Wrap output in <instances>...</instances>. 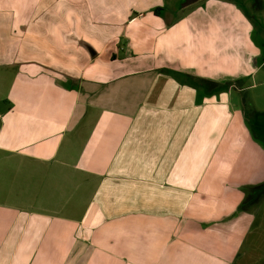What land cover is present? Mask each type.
<instances>
[{"label":"crops","instance_id":"0c3cea01","mask_svg":"<svg viewBox=\"0 0 264 264\" xmlns=\"http://www.w3.org/2000/svg\"><path fill=\"white\" fill-rule=\"evenodd\" d=\"M178 2L0 0V264H264V25Z\"/></svg>","mask_w":264,"mask_h":264},{"label":"rangeland","instance_id":"374dc122","mask_svg":"<svg viewBox=\"0 0 264 264\" xmlns=\"http://www.w3.org/2000/svg\"><path fill=\"white\" fill-rule=\"evenodd\" d=\"M183 1L184 0H179V2L176 4L178 10H183L184 8L187 7V6H183L182 4ZM238 1L242 4V6L248 12V14L251 17H253L254 22L256 21V26H258L257 31L258 33H260L261 29L259 28V25H264V9L259 12L253 8V5L255 4L256 0H238ZM199 2H201V0L192 4H198ZM250 80H252V83H254V85L252 87V90L244 94V98L246 102L244 103V106L246 105L245 110H248L252 115L254 113V110H257L258 108H259L258 110H264V71H261L259 74H257L256 77H252V79ZM251 99H253V101ZM249 143L252 144L253 140L250 138L249 135L244 133L243 128L240 126L239 118L236 117L234 121L231 123L225 138L222 140L221 144L217 148L218 152L215 155L216 160L220 157V155H223V152L226 151L236 152L242 150L246 152L249 149L250 146ZM260 147L262 150V154H264V142H262V145ZM255 149H256V145H255ZM222 160L223 158L221 159V162ZM262 164H263L262 166L263 168L264 161L262 162ZM247 243L248 242L244 244Z\"/></svg>","mask_w":264,"mask_h":264},{"label":"trees","instance_id":"16d2710c","mask_svg":"<svg viewBox=\"0 0 264 264\" xmlns=\"http://www.w3.org/2000/svg\"><path fill=\"white\" fill-rule=\"evenodd\" d=\"M160 9L161 8H157L155 10V12L159 13ZM188 77H189V79H192L193 82L197 86H199V84L202 85V86L204 85L205 88H206L207 93L214 94L216 92H219L221 89H226V87H225L226 84L224 82H218V81L210 80V79H201V78L199 79V78H196L194 76L192 77V76H189V75H188ZM221 83H223V84H221ZM256 112L258 113V111H256Z\"/></svg>","mask_w":264,"mask_h":264},{"label":"water","instance_id":"95a60500","mask_svg":"<svg viewBox=\"0 0 264 264\" xmlns=\"http://www.w3.org/2000/svg\"><path fill=\"white\" fill-rule=\"evenodd\" d=\"M197 1H199V0H184L182 4H183V6H188V5L195 3Z\"/></svg>","mask_w":264,"mask_h":264}]
</instances>
